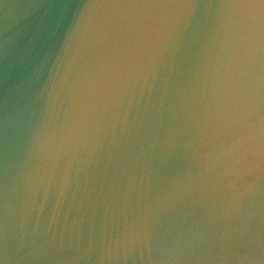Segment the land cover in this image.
Here are the masks:
<instances>
[{
	"label": "water",
	"instance_id": "95a60500",
	"mask_svg": "<svg viewBox=\"0 0 264 264\" xmlns=\"http://www.w3.org/2000/svg\"><path fill=\"white\" fill-rule=\"evenodd\" d=\"M91 0H0V235L3 230V164L10 158L8 184L9 233L18 245L23 230L35 237L40 248L47 242L71 244L81 250L89 239L97 245L92 258L68 264H101L97 259L101 237L114 239L139 213L143 221L145 204L149 219L163 235H174L178 228L200 230L208 226L207 216H215L221 230L228 224L222 207H208L200 215L189 213L190 202L181 195L172 210L169 196L187 182L189 171H196L194 147L200 141L196 109L205 73L211 83L217 74L219 43L214 27L202 24L186 28L181 22L170 33L156 54L153 74L133 94L125 93L120 120L113 128L97 111L91 126L83 130L79 110L74 111L76 87L83 59H78L90 39ZM15 20V47L6 53L4 39ZM63 80V84L61 81ZM175 82V88L170 85ZM29 83L35 97L28 115H13L10 129L4 124L6 95ZM131 105L127 125L123 111ZM87 118V112H85ZM74 121H80L76 141L59 159L47 197L34 188V177L51 161V150L40 141L53 132L61 139ZM95 134V135H94ZM67 183L61 196L60 177ZM103 178V182H102ZM131 181L127 200L123 186ZM115 181L116 187H110ZM35 200L33 203V192ZM217 205L220 201L215 202ZM253 223L255 203L244 209ZM157 216L160 217L157 220ZM15 251V248H13ZM103 264H109L107 260ZM112 264H133L131 260ZM135 264H147L139 258Z\"/></svg>",
	"mask_w": 264,
	"mask_h": 264
},
{
	"label": "snow or ice",
	"instance_id": "6c2138e0",
	"mask_svg": "<svg viewBox=\"0 0 264 264\" xmlns=\"http://www.w3.org/2000/svg\"><path fill=\"white\" fill-rule=\"evenodd\" d=\"M88 7L90 39L78 58L83 59L82 71L78 69L80 76L74 81V111L79 110L85 131L97 111L115 127L125 93L134 94L138 86L143 91L142 81L147 83L157 67V51L181 22L186 28L207 23L214 27L220 73L212 69L210 84L205 73L199 95L200 141L193 149L196 171H189L187 182L169 196L168 208L172 210L183 195L193 216L208 207H222L228 213V224L221 230L215 226L217 218L210 215L205 217L209 225L198 231L178 228L174 235H163L150 221L145 204L143 221L138 213L114 239L101 237L96 258L101 264L105 260L135 264L137 258L147 264H264V0H91ZM14 27L15 20L4 39L6 53L15 47ZM170 86L175 88V82ZM34 100L29 83L6 95V130L13 115L20 120L27 117ZM130 107L129 103L124 108V125ZM78 125L80 121H74L63 139L53 132L40 141L43 149L52 152L51 161L34 177V188L42 189L45 197L57 177L60 157L76 141ZM9 175L6 154L0 264H68L92 258L97 245L91 239L83 250L79 241L75 251L71 244L64 246L62 237L60 242H47L46 248H40L36 238L22 230L18 245L14 244L9 233ZM60 179L62 196L67 179ZM110 187H116V182H110ZM130 189L129 180L123 186L125 200ZM253 203L258 223L244 211L246 204Z\"/></svg>",
	"mask_w": 264,
	"mask_h": 264
}]
</instances>
